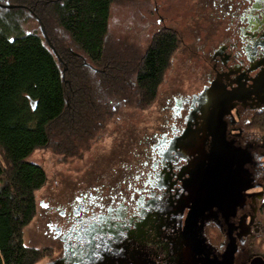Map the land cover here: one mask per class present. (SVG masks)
<instances>
[{"label": "flooded vegetation", "instance_id": "flooded-vegetation-1", "mask_svg": "<svg viewBox=\"0 0 264 264\" xmlns=\"http://www.w3.org/2000/svg\"><path fill=\"white\" fill-rule=\"evenodd\" d=\"M152 2L192 81L169 83L109 164L37 202L41 262L228 264L231 249L233 264H264V0H197L188 43Z\"/></svg>", "mask_w": 264, "mask_h": 264}, {"label": "trees", "instance_id": "trees-1", "mask_svg": "<svg viewBox=\"0 0 264 264\" xmlns=\"http://www.w3.org/2000/svg\"><path fill=\"white\" fill-rule=\"evenodd\" d=\"M115 1L0 0V264H37L46 256L24 238L47 182L44 168L27 160L31 153L83 155L123 105L146 109L156 101L182 45L163 29L135 64L121 61L107 49Z\"/></svg>", "mask_w": 264, "mask_h": 264}, {"label": "rangeland", "instance_id": "rangeland-1", "mask_svg": "<svg viewBox=\"0 0 264 264\" xmlns=\"http://www.w3.org/2000/svg\"><path fill=\"white\" fill-rule=\"evenodd\" d=\"M165 3L169 12L167 24L180 30L186 42H190L188 22H191L193 10L198 11L197 0H159ZM189 8V12L186 9ZM153 9L152 0H116L110 11L109 34L107 49L121 61H129L131 66L144 54L150 44L152 36L159 29L157 21H152L150 14ZM203 11V9L201 10ZM179 14V15H178ZM180 17V19L177 17ZM184 17V20H183ZM179 21H176L178 20ZM178 24V25H177ZM36 29L34 21L27 25ZM62 36V34L60 33ZM65 39V38H64ZM65 41L68 42L67 38ZM66 42V43H67ZM189 50L182 44L172 59V65L167 71L161 84L156 101L146 109H141L135 101L123 105L122 109L110 117L88 150L77 157H64L52 148H38L27 158L28 161L41 165L46 174V184L37 191L36 198L39 203L49 192H56L70 181L78 180L87 175H92L101 166L113 160L114 153L124 148L125 140H130L132 133L145 132L154 124L163 95L167 85L180 76L185 83L192 81L193 75L185 70ZM181 80V79H180ZM125 139V140H124ZM99 168V169H98ZM87 174V175H86ZM37 216L27 226L24 233L25 242L31 246L35 244ZM41 247V246H39ZM40 261L37 264H43Z\"/></svg>", "mask_w": 264, "mask_h": 264}, {"label": "water", "instance_id": "water-1", "mask_svg": "<svg viewBox=\"0 0 264 264\" xmlns=\"http://www.w3.org/2000/svg\"><path fill=\"white\" fill-rule=\"evenodd\" d=\"M1 6V5H0ZM6 7H13L12 5H7ZM37 21L40 23V30L44 36V38L46 39V41L49 43V45L52 47L53 52L58 56V58L60 59L59 55L57 54V51L55 50V48L50 44L49 38L47 36L46 30H45V26L44 24L41 22V20L39 18H37ZM33 108H36V102H32ZM234 250H228L226 256H225V260L228 264H233V260H234Z\"/></svg>", "mask_w": 264, "mask_h": 264}]
</instances>
